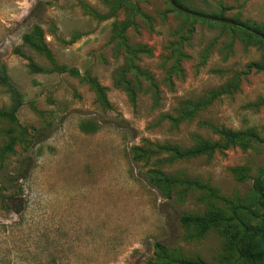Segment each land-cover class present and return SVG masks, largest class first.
Here are the masks:
<instances>
[{
    "label": "rangeland",
    "instance_id": "374dc122",
    "mask_svg": "<svg viewBox=\"0 0 264 264\" xmlns=\"http://www.w3.org/2000/svg\"><path fill=\"white\" fill-rule=\"evenodd\" d=\"M181 2L232 24L169 0H0V66L12 84L0 82V109L17 105L16 90L28 132L0 162V264H250L224 227L201 234L180 217L235 225L231 205L264 189V70L254 67L264 43L243 25L264 33V0ZM35 26L51 57L25 43ZM217 129L258 139L211 156L172 151L224 143ZM24 132L0 119V149ZM26 156L36 166L6 205V176ZM254 210L242 218L257 225Z\"/></svg>",
    "mask_w": 264,
    "mask_h": 264
},
{
    "label": "trees",
    "instance_id": "16d2710c",
    "mask_svg": "<svg viewBox=\"0 0 264 264\" xmlns=\"http://www.w3.org/2000/svg\"><path fill=\"white\" fill-rule=\"evenodd\" d=\"M174 1L176 2L178 6H180L183 9H186L185 5L181 2V0H174ZM192 13L194 12H191L188 14L193 15ZM196 17H201V16H196ZM207 17L220 18L222 16L215 15V16H207ZM224 25L229 26L226 24ZM243 25L246 28L245 32H247L250 35V37L257 38L262 43H264V37L262 38L261 36L257 35L256 34L257 32L256 33L251 32V31H258V33L264 36V33L262 32V30H260L257 26H250L249 24H243ZM124 29H126V27ZM34 33L37 36V40H35L32 35L27 34L24 36L25 43L30 45L35 50L39 52H44L49 57H51L50 49L42 42L43 33H42L41 28L39 26H35ZM254 67L260 70H264V64L263 65L254 64ZM3 69L4 67L0 66V82L12 87V84L10 83L9 78L6 74H4ZM94 85L99 95L101 103L104 106H109L105 90L98 83H94ZM128 91L132 96L134 95L131 89H128ZM15 92H16V95L18 96L17 105L9 110L0 109V119H6L10 121L12 124L18 127H21L23 131L25 132L20 133V134H10L9 141L0 149V162H1L2 168L5 166V161L8 155L15 153L16 146L20 143L22 137L28 133L27 130L19 123V120L17 118V112H18L19 107L22 105V102H21V98H19L20 97L19 93L16 90ZM219 95L220 93H214L213 98H216ZM82 128H84V125L82 126ZM14 130L15 129L12 128L11 132H14ZM35 131H36L35 138L38 136L41 137L42 131L41 130H35ZM216 131L224 139V143H220V142L213 143L210 141H202L194 149L181 151L178 148H175L172 151L179 158H190V157H196V156L205 155V154L211 156L219 149H227L230 146H235V145L246 147V145L250 142V139H254V140L258 139L257 135L254 133L235 132V131H231L227 129H217ZM46 137L47 136L43 138H46ZM41 141L42 139L39 141V143H41ZM35 166H36L35 159L33 157L26 156L21 159L16 169L14 171H11L12 173H9L6 176L5 182H7V185L9 186L6 189L12 191L11 195L4 196V201L6 205L8 203L13 204V202H15V199L18 196L23 195L24 188H23L22 183L27 181V179H29L31 172L34 170ZM179 182L186 184L188 186L196 187V188L205 187L196 181L194 182V181H189V180H182ZM150 183L154 184L156 187L163 189V185L160 180L152 179ZM171 183H175V182H171ZM212 193L216 195L214 191ZM255 193L257 195V199L256 200L253 199L252 203L249 205L234 206L230 204L231 209H232L231 219L236 222L235 225H225L224 223L227 221V219L223 218V216L220 214L207 215L203 217L182 215L180 217V221L182 224L195 225L196 227L199 228V231L201 234L207 233L213 227H224L225 230L228 231V233H231L230 234L231 236L230 250L236 252L239 258L244 259L250 264H264V202H263L264 189L261 186L255 185ZM256 206H261L263 208V213L259 216L260 224L253 225L249 222H245L242 218L243 212H247L249 215H252L253 217H258L254 210ZM6 208L12 209V206L9 205V206H6ZM231 229H233V231H231ZM158 247H160L163 250V246L161 244H158ZM179 263L180 264H207L203 260H200V259L191 260V261L180 260Z\"/></svg>",
    "mask_w": 264,
    "mask_h": 264
},
{
    "label": "water",
    "instance_id": "95a60500",
    "mask_svg": "<svg viewBox=\"0 0 264 264\" xmlns=\"http://www.w3.org/2000/svg\"><path fill=\"white\" fill-rule=\"evenodd\" d=\"M169 2L171 3V5H172L174 8H176V9H178V10H180V11L186 12V13H191L190 11L185 10V9L181 8L180 6H178L174 0H169ZM192 14L195 15V16H201L202 18H207V19H211V20H214V21H218V22H223V23L232 24V22H231L230 20L220 19V18L207 17V16H204V15H199L198 13H192Z\"/></svg>",
    "mask_w": 264,
    "mask_h": 264
}]
</instances>
